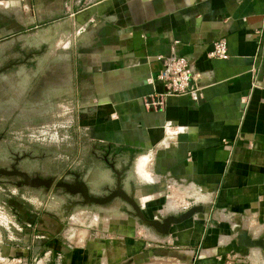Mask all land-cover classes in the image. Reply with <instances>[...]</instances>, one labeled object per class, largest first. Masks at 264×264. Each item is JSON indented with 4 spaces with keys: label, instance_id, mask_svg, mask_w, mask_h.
<instances>
[{
    "label": "crops",
    "instance_id": "1",
    "mask_svg": "<svg viewBox=\"0 0 264 264\" xmlns=\"http://www.w3.org/2000/svg\"><path fill=\"white\" fill-rule=\"evenodd\" d=\"M11 5L26 14H11ZM0 7V69L18 66L4 62L51 36L58 14L73 17L80 39L73 65L83 77L78 118L143 208L156 209L176 181L211 195L203 216L167 235L154 228L139 235L71 222L43 209L35 187L7 191L0 183V264H256L255 247L243 251L207 214L228 207L264 219V0H0ZM27 24L35 30L21 31ZM219 37L227 58L208 55ZM172 55L198 73L197 90L148 109L144 97L162 89L159 57Z\"/></svg>",
    "mask_w": 264,
    "mask_h": 264
},
{
    "label": "rangeland",
    "instance_id": "2",
    "mask_svg": "<svg viewBox=\"0 0 264 264\" xmlns=\"http://www.w3.org/2000/svg\"><path fill=\"white\" fill-rule=\"evenodd\" d=\"M9 8L11 14L17 10L21 15L26 14L24 6L11 5ZM57 19L55 25L51 23V36L43 38L39 47L29 49L25 55L11 56L4 62V65L8 61L16 65L26 62L27 68L18 70L20 64H13L0 69V166L11 168L15 165L32 176L69 181H74L75 173H78L81 179L90 182L94 195L105 196L116 187L117 179L115 173L108 170L109 165L99 157L101 147L88 139L78 118V110L83 103V77L80 69L73 65L78 58L73 46L79 45L80 39L73 36L74 21L73 17L69 18V13H60ZM23 30L32 32L35 29L27 24ZM39 61L51 62L53 66L34 69L33 63ZM18 180L17 176L0 175V183L6 186L7 191L15 187ZM168 185L169 192L160 198L156 209L143 208L148 216L180 214L209 201L194 200L188 183L176 181ZM36 189L41 194L35 200L42 204L43 209L67 217L71 222L108 226L122 234L145 235L147 229H153L143 224L134 208L120 197L99 205L85 203L79 195H73L64 188ZM127 191L134 196L135 190L128 185ZM137 200L143 205L141 198ZM213 210L207 217L213 219L217 227L230 228L236 234V241L245 231L256 238L264 233V219L245 213L232 214L228 207L214 206ZM257 228L261 229L259 233ZM240 246L243 251L250 248ZM255 248L252 250L254 262L264 264V250Z\"/></svg>",
    "mask_w": 264,
    "mask_h": 264
},
{
    "label": "water",
    "instance_id": "3",
    "mask_svg": "<svg viewBox=\"0 0 264 264\" xmlns=\"http://www.w3.org/2000/svg\"><path fill=\"white\" fill-rule=\"evenodd\" d=\"M116 173V187L105 196H97L92 193L89 184L85 180L81 179L78 173H75L74 181H69L57 179L54 177L32 176L27 171L22 170L15 165L11 168L0 166V175L17 176L19 178V180L17 181L18 186L27 185L35 188H64L66 191L73 195H79L85 203H95L99 205L107 204L113 199L120 197L134 208L136 215L141 219L143 224L154 228L159 234L162 235L169 234L173 225L184 222L185 220L195 216L198 213H205L207 211V207L205 204H198L190 207L180 214L150 217L145 213L143 207L137 201L136 197L131 195L123 187V172L117 170ZM240 244L246 247H259L261 249H264V239L253 237L246 231L243 232L240 236Z\"/></svg>",
    "mask_w": 264,
    "mask_h": 264
},
{
    "label": "built area",
    "instance_id": "4",
    "mask_svg": "<svg viewBox=\"0 0 264 264\" xmlns=\"http://www.w3.org/2000/svg\"><path fill=\"white\" fill-rule=\"evenodd\" d=\"M212 58H227V41L225 37H219L214 41L212 49L208 52ZM162 67L156 78L161 82L162 89L144 97V103L148 109H159L165 104V100L173 95H193L197 86L194 83L198 73L182 56H160Z\"/></svg>",
    "mask_w": 264,
    "mask_h": 264
},
{
    "label": "bare ground",
    "instance_id": "5",
    "mask_svg": "<svg viewBox=\"0 0 264 264\" xmlns=\"http://www.w3.org/2000/svg\"><path fill=\"white\" fill-rule=\"evenodd\" d=\"M190 186V187H189ZM188 187L189 188H191V192H192V196H193V198H194V200H196V201H200V200H202V201H207V200H210V197H211V195L209 194V193H204V192H201L200 190H199V188L198 187H196L194 184H190ZM185 190H187V189H185ZM190 191V190H189ZM171 202V201H170ZM173 204V203H172ZM172 204H171V206H172ZM169 205V207H170V203L168 204ZM167 205V206H168ZM172 207H174V206H172ZM166 210V209H165Z\"/></svg>",
    "mask_w": 264,
    "mask_h": 264
},
{
    "label": "flooded vegetation",
    "instance_id": "6",
    "mask_svg": "<svg viewBox=\"0 0 264 264\" xmlns=\"http://www.w3.org/2000/svg\"><path fill=\"white\" fill-rule=\"evenodd\" d=\"M259 233V232H258ZM242 234V233H241ZM241 236V235H240ZM258 238H263L264 239V233H262ZM264 250V249H263Z\"/></svg>",
    "mask_w": 264,
    "mask_h": 264
}]
</instances>
